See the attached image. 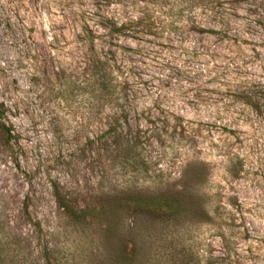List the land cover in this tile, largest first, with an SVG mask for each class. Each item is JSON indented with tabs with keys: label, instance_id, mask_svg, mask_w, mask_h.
<instances>
[{
	"label": "rangeland",
	"instance_id": "374dc122",
	"mask_svg": "<svg viewBox=\"0 0 264 264\" xmlns=\"http://www.w3.org/2000/svg\"><path fill=\"white\" fill-rule=\"evenodd\" d=\"M0 105V264H264V0H0Z\"/></svg>",
	"mask_w": 264,
	"mask_h": 264
},
{
	"label": "trees",
	"instance_id": "16d2710c",
	"mask_svg": "<svg viewBox=\"0 0 264 264\" xmlns=\"http://www.w3.org/2000/svg\"><path fill=\"white\" fill-rule=\"evenodd\" d=\"M102 1L108 4H112L116 0H102ZM234 1L238 2L239 0H234ZM124 27L125 26L123 25L122 27L116 29L113 26L114 30L116 31H120ZM2 117H3V112L0 105V121ZM1 126L2 125L0 123V127ZM55 198L58 201L60 207L63 208L64 211L67 212L69 215H72L76 222L81 221L83 217H89L91 215V211H87V210L76 212L75 209L70 205H68L66 202H64L63 199H61L57 193L55 195ZM129 202L130 204H132L135 211L136 210L138 212L144 211L143 213L147 212L150 214L157 215L159 217H164L169 221L177 219L183 213L180 193L173 194L172 192H168L154 196L152 194L147 195L141 192H134ZM140 251L141 250L139 249L134 251L129 259L131 261L133 259L139 260L141 254Z\"/></svg>",
	"mask_w": 264,
	"mask_h": 264
}]
</instances>
